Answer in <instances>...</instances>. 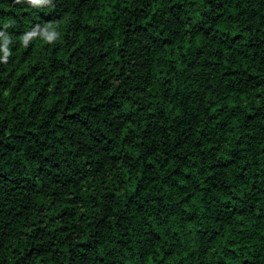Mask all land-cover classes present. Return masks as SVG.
<instances>
[{
	"label": "trees",
	"instance_id": "obj_1",
	"mask_svg": "<svg viewBox=\"0 0 264 264\" xmlns=\"http://www.w3.org/2000/svg\"><path fill=\"white\" fill-rule=\"evenodd\" d=\"M0 264H264V0H0Z\"/></svg>",
	"mask_w": 264,
	"mask_h": 264
},
{
	"label": "clouds",
	"instance_id": "obj_2",
	"mask_svg": "<svg viewBox=\"0 0 264 264\" xmlns=\"http://www.w3.org/2000/svg\"><path fill=\"white\" fill-rule=\"evenodd\" d=\"M17 2H19V0H17ZM27 2L29 4L36 5L38 0H27ZM40 2H46V0H40ZM41 35H43L46 38V40L49 43H51L53 39L57 37L58 33H56L55 31H48V32L41 33Z\"/></svg>",
	"mask_w": 264,
	"mask_h": 264
}]
</instances>
